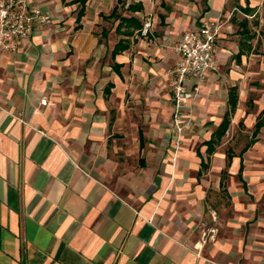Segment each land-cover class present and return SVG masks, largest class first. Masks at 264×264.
Returning a JSON list of instances; mask_svg holds the SVG:
<instances>
[{
  "label": "crops",
  "instance_id": "crops-1",
  "mask_svg": "<svg viewBox=\"0 0 264 264\" xmlns=\"http://www.w3.org/2000/svg\"><path fill=\"white\" fill-rule=\"evenodd\" d=\"M28 1L55 20L71 18L76 35L67 41L38 24L20 38L15 51L0 53V264H264V240L260 250H250L244 260L236 248L215 246L213 253L218 255L211 253L215 258L211 262L172 237L160 216L158 195L164 180L158 173L152 177L154 189L143 199L124 193L120 177L114 186L108 183L112 172L107 135L112 121L107 104L112 92L122 89L123 69L133 62L131 43L148 30L149 22L144 26L139 14L146 0L130 1L142 3L135 11L127 8L128 2L129 13L123 14L137 16L143 24L140 30L130 35L117 32L116 18L117 37L109 50L111 63L106 65L95 40L84 30L90 29L94 17L103 15L109 0H85L77 27L79 0ZM206 1L209 17L217 15L225 2ZM242 1L236 7L248 4L253 7L248 15H256L259 0ZM119 3L114 0L110 11ZM197 24L182 30L178 39ZM121 37L129 45L112 56L113 45ZM247 53L236 57L239 60ZM167 133L170 136L169 128ZM205 140L207 155L198 149L195 154L197 175L208 168L215 151L207 153ZM143 147L139 129L138 150ZM238 156L236 160L233 153L227 165L226 153L225 167L238 163V176L246 187ZM202 159L207 167H201ZM139 164H145L143 156Z\"/></svg>",
  "mask_w": 264,
  "mask_h": 264
},
{
  "label": "rangeland",
  "instance_id": "rangeland-1",
  "mask_svg": "<svg viewBox=\"0 0 264 264\" xmlns=\"http://www.w3.org/2000/svg\"><path fill=\"white\" fill-rule=\"evenodd\" d=\"M130 1L121 0L117 9L120 14L129 13L126 4ZM113 2L109 0L101 10L103 15L94 17L90 29L84 30L101 51L103 65L111 63L109 50L117 37V19L105 16ZM238 2L243 1L225 0L218 14L209 17L206 0H146V7L139 14L144 26L149 22L148 30L131 43L133 62L123 69L122 89L112 92L106 110L112 121L107 135L112 172L108 183L114 186L120 177L124 193L143 199L154 189L152 177L158 173L164 180L158 202H162L160 216L170 228L167 232L211 262H215L211 253L218 255L213 253L215 246L236 248L239 259L244 260L250 250L259 251L264 240V124L254 142L243 151L253 138L255 122L264 108V0L258 1L256 15H248L255 35L251 52L239 60V25L233 17L239 20L244 14L236 7ZM52 19L54 22L46 31L67 41L75 37L71 18ZM204 19H216L219 25L218 62L190 98L180 140H176L170 113L173 70L178 59L173 46L182 30ZM181 23L183 27H179ZM233 84L238 92L235 112L209 157L208 168L197 175L196 150L207 155L203 141L221 120ZM139 129L144 137L140 151ZM228 150L236 155V160L239 154L242 158L246 187L238 176V163L225 167ZM141 156L145 160L143 166L139 164Z\"/></svg>",
  "mask_w": 264,
  "mask_h": 264
},
{
  "label": "built area",
  "instance_id": "built-area-1",
  "mask_svg": "<svg viewBox=\"0 0 264 264\" xmlns=\"http://www.w3.org/2000/svg\"><path fill=\"white\" fill-rule=\"evenodd\" d=\"M38 24L50 28L51 16L38 6H31L28 0H0V53L15 51L20 38L28 36ZM218 36L217 20L204 19L185 30L173 46L178 57L171 84V119L176 140H180L187 100L216 65ZM40 101L45 103L44 98Z\"/></svg>",
  "mask_w": 264,
  "mask_h": 264
},
{
  "label": "trees",
  "instance_id": "trees-1",
  "mask_svg": "<svg viewBox=\"0 0 264 264\" xmlns=\"http://www.w3.org/2000/svg\"><path fill=\"white\" fill-rule=\"evenodd\" d=\"M79 1L81 3V6L77 11L76 27L79 26V19H80L82 12H83V6H84L85 0H79ZM117 1L121 2V0H117ZM117 8H118V4H115L109 13V16H113V17L119 19V21L116 25V31L117 32H121V33L130 35L133 33L134 29H138V30L141 29L143 24L137 16H135L133 14H130V15L120 14L117 12ZM127 8L132 10V11L139 10L142 8V3L140 1L130 2L127 5ZM238 8L243 12L244 16L241 17L239 20L237 18L233 17V20L239 25V29H238V32H239V40H238L239 45L238 46H239V48H238V51L236 53L237 56H239L241 53L249 52L252 49L251 39L255 35V31L250 28L249 21L247 18V15L252 13L253 7L249 6L248 4H246V5L239 4ZM122 27H124V28H122ZM128 45H129V41L127 38H122V37L119 38L115 42V44L113 45V48L111 50V55L114 56L116 53H118L121 50L128 47ZM113 65L116 68L118 66V63L114 62ZM237 99H238L237 85L234 84V85H231L229 90H228L227 107L224 111V114L222 116L221 121L216 126V128L211 132L210 137L207 140H205L206 151L208 154H210L214 150L215 145L218 143L221 136L225 133V131L229 125L231 115L236 108ZM263 111H264V108L261 111V114H259V116L255 122V128L253 131V138H251L249 140L247 145H249L250 142H252L254 140L256 133L259 131V128L264 123V117L262 116ZM232 156H233L232 151L228 150L227 151V162H226L227 165H228ZM207 165H208V162L205 161L204 159H202L201 160V167H207Z\"/></svg>",
  "mask_w": 264,
  "mask_h": 264
}]
</instances>
